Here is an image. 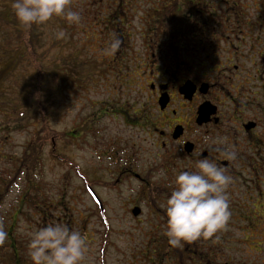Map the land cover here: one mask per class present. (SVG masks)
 Masks as SVG:
<instances>
[{
	"label": "flooded vegetation",
	"instance_id": "flooded-vegetation-1",
	"mask_svg": "<svg viewBox=\"0 0 264 264\" xmlns=\"http://www.w3.org/2000/svg\"><path fill=\"white\" fill-rule=\"evenodd\" d=\"M88 1L90 24L74 32L105 47L116 34L121 47L105 67L111 97L91 101L80 124L99 133L104 119L127 134L102 142L109 179L87 178L43 219L53 210L85 235L84 264H264V0ZM198 158L232 175L231 217L214 237L173 247L162 205Z\"/></svg>",
	"mask_w": 264,
	"mask_h": 264
},
{
	"label": "rangeland",
	"instance_id": "rangeland-1",
	"mask_svg": "<svg viewBox=\"0 0 264 264\" xmlns=\"http://www.w3.org/2000/svg\"><path fill=\"white\" fill-rule=\"evenodd\" d=\"M69 7L73 10L80 11L82 15L87 12L90 13L91 10H89V8L91 9L92 6L88 0H70ZM61 22L62 24L58 25L57 22H55V17H53L49 21L37 25L39 26L38 30L41 35V44L43 45L41 48H46L48 44L52 42V39L55 38V33L61 28L64 29L66 35L62 38V42L70 44V50L74 51L79 48L80 52L77 53H80V55L77 56L78 58H86L85 60L91 61L85 70L86 72L94 74V80L93 84H88V81L86 83V85L88 84L87 86L85 85L82 89L77 90L72 84L69 86L62 82H55L53 79L51 81V79H47L44 75V82L46 83L43 85L44 90H46L44 92H48V90L50 92L54 91L50 98L53 99L52 107L48 105L45 106L43 103L48 110V126L55 133V150L53 153L63 156L65 160L72 161L81 174H77L74 169L68 167L66 164H60L53 158L50 155L51 144L47 143L41 151L40 164L37 170H35L36 177L34 179L36 182L35 184H37L40 189V195L37 196L36 199L38 201H43L41 209H43V206L54 204L55 200L64 193L68 195L71 190L77 189L78 191L80 188H84V178L86 181H94L93 179H96L95 181L98 179L102 181L108 180V176L103 172V161L101 156L103 152L102 142L108 140L109 137L114 139L118 134H127L126 130L121 129V124H114L112 122H108L107 124L104 119L99 125V133L90 134V132H81L82 129L79 128L81 126L80 120L89 110L95 108L90 107L91 101L96 103L98 100H106L111 97L110 92H112L113 89L111 85L112 82L110 75H105L104 67L106 65L105 63L108 62L106 57L110 55L101 52V49L105 48L103 41L105 38L89 36L80 31L71 35L72 33L65 28L68 29V27L73 24H69L65 19ZM88 24H90L89 21L86 18H82L79 25L76 24L73 26L83 30L87 28ZM1 34L5 35L4 33ZM131 40L135 46H138L142 38L136 37ZM1 43L4 44V38L3 41L0 42V49L2 48ZM8 46H6V48ZM63 55H66V53ZM57 56H59V51L57 49H52L49 52L46 63L50 64ZM3 65L7 67L6 64ZM98 67H101L99 77L97 73L99 70ZM76 73L79 78L83 77V71L79 70V68L76 69ZM27 77L34 78L33 75H28ZM104 78H106V80ZM77 85H80V83ZM45 96L46 93H44L42 97L45 98ZM7 114L10 115V117L16 116V114L11 115L9 112H7ZM0 119L4 121L1 115ZM34 126L35 123H31L30 125H26V127L23 126L22 129L18 131H11L8 133L5 131L0 133L1 194L3 191L1 187L3 184L2 181L9 183L6 192L3 193L2 197L0 195V224L3 225L7 232V226L11 223L12 219L16 221L14 229L12 230V239L16 245L14 247L22 253L21 255L18 251L15 254L2 252L3 254H0V264H12L13 259L18 261L19 264H33L28 255L30 233L41 225H44V223L56 221L55 216L57 213L53 210L47 213V218L43 221L41 220L43 214L40 212L37 214L27 203H24L22 212H18L17 210L19 203L22 201L21 193L26 189L29 182L27 181V175L25 173H21L14 180V158L21 156L24 145L34 134ZM71 130H79L81 134L77 136V138L71 140V143L67 144L64 135H67ZM37 176L39 177L38 179ZM99 188L102 190L104 187L99 186ZM77 205V209H81L79 203H77ZM72 214L76 216L78 213L73 212ZM94 230L95 234L93 238H98V231H100V228H95ZM112 237L114 239H119L120 235L114 234ZM90 251L95 252V246L94 249ZM22 256L25 259L22 260Z\"/></svg>",
	"mask_w": 264,
	"mask_h": 264
},
{
	"label": "trees",
	"instance_id": "trees-1",
	"mask_svg": "<svg viewBox=\"0 0 264 264\" xmlns=\"http://www.w3.org/2000/svg\"><path fill=\"white\" fill-rule=\"evenodd\" d=\"M11 4L12 0H0V30L1 33L5 34L2 35L0 33V42L3 41L4 38V44L1 43L2 48L0 49V115L4 118V121L0 119V133L5 131L7 133L18 131L22 129L23 126L26 127V125L35 123V131L32 138L24 145L21 156L14 158V180L21 173H25L27 175V181L29 182L26 189L21 193L22 201L17 207L18 212H22L24 203H27L37 214L39 212L44 214V209H41L43 201H38L36 199V197L40 195V189L34 181L36 177L35 170H37L40 164V155L43 147L47 143L51 144L50 155L60 164H66L68 167L74 169L77 174H81L72 161L65 160L63 156L53 153L55 150V133L48 126V110L45 106L48 105L52 107L53 99L50 98L54 91L50 92L48 90V92H44L46 91L43 88V85L46 84L44 82V77L46 76V78L51 79V81L53 79L55 82H62L69 86L72 84L77 90H80L88 81V84H93L94 74L86 72L85 70L91 61L85 60L86 58H78L77 56H79L80 53L77 52H80V49L78 48L74 51L70 50V44L62 42V38L57 40L53 38L52 42L49 43L46 48L42 49L41 35L38 30L39 26H37L39 24H32L30 27H24L18 22ZM53 17H55V22H57L58 25L62 24L61 21H63L64 18L60 16ZM73 25L68 27V29L65 28L72 33H70L71 35L78 32H74L77 28ZM104 38L107 40L106 37ZM6 46L8 47L6 48ZM52 49H57L59 51V56L55 57L50 64H47L49 52ZM64 53H66V55H63ZM109 57H106L107 60H109ZM104 60L106 62L105 58ZM107 63L108 62L105 64L107 65ZM3 64H6L7 67H4ZM106 65L104 67H106ZM77 68L83 71L82 78L77 76ZM98 68L99 70L97 69V73L99 77L101 67ZM28 75H33L34 78H28ZM78 83H80V85H77ZM44 93H46L45 98L42 97ZM7 112L11 115L16 114V116L10 117ZM79 128L82 129L81 132H86V123L83 122ZM76 132L80 133L79 130H76ZM71 133L72 132H68L67 135H64L67 144L71 143V140L77 138L76 134L73 136ZM2 182L3 184L1 187L3 191L2 194L0 193L1 197L9 187V183ZM84 182L86 185L85 178ZM41 220H44L43 216ZM15 223L16 221L12 219L11 223L7 226L8 236L6 240L0 244V254L6 252L15 254L18 251V253L22 255V253L14 247L16 245L12 239V230L14 229ZM23 259L25 258L22 256V260ZM12 264L19 263L13 259Z\"/></svg>",
	"mask_w": 264,
	"mask_h": 264
},
{
	"label": "clouds",
	"instance_id": "clouds-1",
	"mask_svg": "<svg viewBox=\"0 0 264 264\" xmlns=\"http://www.w3.org/2000/svg\"><path fill=\"white\" fill-rule=\"evenodd\" d=\"M69 4L70 0H12L11 7L24 27L43 24L53 16H61L69 24L79 25L81 12L73 10ZM65 35L61 28L55 38L61 39ZM120 47V37L113 34L101 52L114 56ZM220 150L224 151L223 148ZM236 155L235 151H224L225 159L233 160ZM161 176H166L165 170H161ZM232 182L233 177L227 168L209 158H198L194 168L176 171L172 190L162 205L166 217L163 235L168 238L169 245L182 247L184 242L214 237L226 229L231 217L227 190ZM7 236L0 224V244ZM87 252L85 235L67 223L52 221L30 233L28 255L33 264H84Z\"/></svg>",
	"mask_w": 264,
	"mask_h": 264
}]
</instances>
